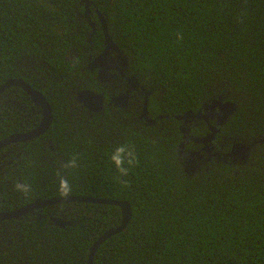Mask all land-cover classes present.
Segmentation results:
<instances>
[{
	"label": "trees",
	"instance_id": "obj_1",
	"mask_svg": "<svg viewBox=\"0 0 264 264\" xmlns=\"http://www.w3.org/2000/svg\"><path fill=\"white\" fill-rule=\"evenodd\" d=\"M94 1L128 57L127 73L153 90L157 121L141 122L132 106L91 115L77 102L76 92L92 87L83 69L104 35L99 29L88 40L79 0H0V86L22 78L53 108L44 135L0 149V212L64 196L63 177L67 196L132 206L126 230L98 248L93 264H264V0ZM220 97L236 103L221 127L226 145L253 144L249 157L188 175L175 115ZM41 118L25 90L8 88L0 96V141ZM207 131L202 122L192 132ZM120 145L137 156L125 177L110 159ZM74 158L76 167H65ZM17 183L31 192L17 191ZM63 214L72 222L65 227L51 219ZM121 221L119 206L89 202L0 221V264H88L93 243Z\"/></svg>",
	"mask_w": 264,
	"mask_h": 264
},
{
	"label": "water",
	"instance_id": "obj_2",
	"mask_svg": "<svg viewBox=\"0 0 264 264\" xmlns=\"http://www.w3.org/2000/svg\"><path fill=\"white\" fill-rule=\"evenodd\" d=\"M86 2V7H89V0H82ZM88 15V12H87ZM101 24L103 27V31L105 34V50L101 54V57L106 56V64L108 63L107 56L112 51L116 52L122 61V63L127 66L128 64V57L124 54V52L119 48V46L114 42L112 39L111 34L109 33L108 29V23L107 18H101ZM93 27L95 26L92 23ZM100 57V58H101ZM107 71V68H106ZM104 72V69H101L100 76ZM129 80L134 81L139 85L138 79L136 77H132ZM18 86L25 90L30 97L32 98L33 102L36 106H38L42 112V118L38 126H36L34 129L30 130L29 132L25 133H14L7 138L0 141V149L6 145L15 143V142H27L31 141L35 138L40 137L41 135H44L48 129L51 127L53 122V108L50 102L48 101L45 94H43L41 91L33 88L27 81H25L22 78H13L8 80L6 83H4L2 86H0V96L3 92H5L8 88ZM145 100H144V108L142 112L143 118L146 120V124L150 125L156 121V118H148V104H149V96L152 94L153 90H145ZM129 95L121 94L116 97V105L118 106H127L128 104ZM78 100L80 103H82L85 107H87L89 110L94 112H99L102 110L104 106V96L103 94H99L95 92L94 90H81L78 93ZM236 110V103L233 101H225L222 97L218 99H213L209 103H204L202 108L198 111H187L183 114L175 115V118L177 120L183 121V124L181 126V132L183 133V141L179 145V153H180V159L183 163L184 171L186 174H193L197 170V159L198 157L196 154L198 152L191 150V149H185V143L190 141L192 139L195 142H203L207 144L208 142H211L216 134L221 131L220 128H217L215 126H211V132L203 137H195L193 135L189 136L187 133L189 132L188 128H185V123H188L190 120H196V119H205L208 121L209 117H213V114L215 113L218 116V124L219 126L224 125L229 117L235 112ZM209 111V113H208ZM163 117V116H160ZM261 143L264 142V140H260ZM251 149V144H246L243 142H234L233 147L231 151L229 152L228 156L231 157H238L241 156L243 160H247L249 157V152ZM72 202H89V203H98V204H112L119 206L122 210V221L121 223L114 228H111L107 230L105 233H103L92 245L90 250V256L88 260V264H93L94 257L96 254V251L98 248L111 236L120 233L128 227L131 217H132V206L130 202L128 201H121V200H112L107 198H101L96 196H62V197H55V198H48L44 200H38L36 202H33L31 204H28L22 208H19L14 211L10 212H0V221L3 220H10V219H19L23 216H27L30 213H36V210L51 206L58 203H72ZM68 212H70V209H67ZM51 219L54 221V223L58 226L65 227L66 225L71 224L72 222L68 220V215L63 214L60 217L52 216Z\"/></svg>",
	"mask_w": 264,
	"mask_h": 264
},
{
	"label": "flooded vegetation",
	"instance_id": "obj_3",
	"mask_svg": "<svg viewBox=\"0 0 264 264\" xmlns=\"http://www.w3.org/2000/svg\"><path fill=\"white\" fill-rule=\"evenodd\" d=\"M89 1H90L89 7L87 8L86 2L79 0L80 6L83 12L81 14V12L78 11V13L80 14V17L85 18L86 22L91 26V33L89 34V39H88L91 42V39L94 37L96 32H98L99 29H101L104 34L103 27L101 24V18L106 19L107 17L101 11L100 7L95 3L94 0H89ZM87 12H88V15H87ZM92 23L95 25L94 27ZM100 39L102 40L103 47L97 52L89 54L87 58V62H86V67L83 69L84 73L88 71L89 74H86V77H87V80H90L93 82L92 87L90 88L84 85L83 88L79 89L76 92L77 102L80 103L78 100V93L81 90H94L95 92L99 94H103L104 96L103 108L106 107V105L112 106L114 108H123V109H128L129 107L132 106L136 111L139 112L138 114L139 120H141V122H144L146 124L145 118L141 116H142V112L144 108V100H145V92L143 91V89H145L146 91L147 89L141 84V82L136 76L129 75L127 73L126 66L122 63L120 56L116 52L112 51L110 54H108L107 56L108 63L106 64V56L101 57V54L104 52L105 47H106L105 34ZM106 68H107V71H106ZM101 69H104V72L100 76L99 72L101 71ZM132 77H136L138 79L139 85L135 83L134 81L129 80ZM126 93H128L129 95L127 106L125 107V106L116 105V97L121 94H126ZM150 96H149V100H150ZM80 104L87 111H89L91 115L93 113L100 112V111L99 112L91 111L87 107H85L82 103ZM148 110H149V104H148ZM39 111H41L40 108H39ZM148 118H153V119L156 118V121H157V117H152L150 114V111L148 113ZM156 121L152 124H155ZM202 122L207 124L208 131L203 135L194 134L192 132L193 129L196 128L197 126H200ZM182 124H183V121H181V124H180V131H181ZM211 126H215L220 129L223 126V125L219 126L218 116L215 113L213 114V117H209L208 121L205 119L190 120L188 121V123H185L184 127L189 129V132L187 133V135L189 136L193 135L195 137H203L211 132V129H210ZM182 141H183V133H182L181 142ZM226 144H227V138L223 136L220 131L216 134L214 139L211 142H208L207 144L203 142H195L192 139H190V141L185 143V149H191V150L198 152V154H196V156L198 157L197 159L198 167L196 171L201 170L202 168H205V170H207L208 165L212 162L231 163L235 165L237 163L246 161V160H243L241 156H238V157L228 156L234 143L231 145V147H227ZM188 175H191V174H188Z\"/></svg>",
	"mask_w": 264,
	"mask_h": 264
},
{
	"label": "clouds",
	"instance_id": "obj_4",
	"mask_svg": "<svg viewBox=\"0 0 264 264\" xmlns=\"http://www.w3.org/2000/svg\"><path fill=\"white\" fill-rule=\"evenodd\" d=\"M111 161L116 166L119 171L120 177H125L128 175L129 168L133 167L137 162V156L133 149L127 147L126 145H120L114 149L110 156ZM65 167L75 168L76 160L75 158L68 162ZM17 191L22 193H30L32 188L31 185L26 183H17ZM58 191L67 196L71 192V185L69 181L65 178H60L58 183Z\"/></svg>",
	"mask_w": 264,
	"mask_h": 264
}]
</instances>
